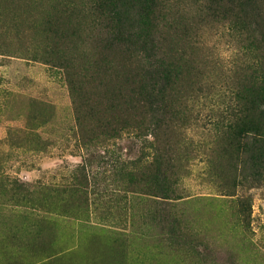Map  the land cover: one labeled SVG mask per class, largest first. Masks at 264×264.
<instances>
[{
	"label": "rangeland",
	"instance_id": "374dc122",
	"mask_svg": "<svg viewBox=\"0 0 264 264\" xmlns=\"http://www.w3.org/2000/svg\"><path fill=\"white\" fill-rule=\"evenodd\" d=\"M118 4L0 0V264H264V0Z\"/></svg>",
	"mask_w": 264,
	"mask_h": 264
},
{
	"label": "trees",
	"instance_id": "16d2710c",
	"mask_svg": "<svg viewBox=\"0 0 264 264\" xmlns=\"http://www.w3.org/2000/svg\"><path fill=\"white\" fill-rule=\"evenodd\" d=\"M112 5L119 7L118 0H110ZM135 8L138 11V24L135 28V32L138 31V34L143 35L142 44L152 45V39L154 36V12L153 9L156 7V0H133ZM139 39V38H137ZM145 46H143V49ZM140 52H144V50ZM146 52V51H145Z\"/></svg>",
	"mask_w": 264,
	"mask_h": 264
}]
</instances>
